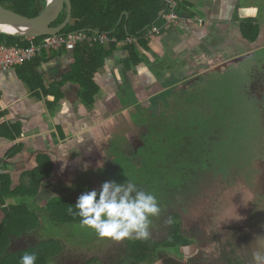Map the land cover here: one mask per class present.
<instances>
[{
    "label": "trees",
    "instance_id": "trees-1",
    "mask_svg": "<svg viewBox=\"0 0 264 264\" xmlns=\"http://www.w3.org/2000/svg\"><path fill=\"white\" fill-rule=\"evenodd\" d=\"M70 1L71 17L62 32L85 30L88 35L106 32L109 40L104 43L98 40L96 42L83 40L77 42L71 50L43 46L33 58L14 68L20 70L21 77L28 83L33 94L42 99L49 94L55 95V101L46 102L48 108L53 107L57 102V96L60 95L57 91H60L64 84L75 82L81 89L80 102L88 109L94 107L95 98L100 91L94 74L103 66L105 58L115 49L127 51L126 69L134 70L136 64L144 63L157 70L161 79L145 87L142 91L145 95L123 91L125 98L118 93L112 99L110 109L116 111L130 104L139 111L138 113L145 114V119H141V122L148 126L145 143L143 142L138 152L139 158L136 154L130 155L131 157L127 160L130 162L125 167L129 168L130 176H122L124 181L142 183L148 188L147 191L160 197L158 196L160 193H169V190L177 191V186L183 178L192 177L194 172H199V170L214 172L229 180L235 174L244 173L246 169H248L246 173L248 177H254L259 169H264L262 163H260L262 166L260 164L255 166L254 159L243 162L249 152V135H252L249 128L251 129L252 125L256 124L255 116L258 119L261 116L262 119L258 101L250 95L251 78L248 80L240 78V73H245L247 69L245 64L230 63L227 67H221L219 71L206 70L201 74L194 71L191 76L198 75L197 79L187 81L182 80L187 78L185 74L180 77L181 80H176V77L184 72L183 69L178 75L170 74L168 79L163 74V71L165 72L170 66L162 61L163 58L159 51L158 38L161 28L156 33L150 32V27L153 24L159 27L169 22L163 18V14L171 10L179 17H190L192 4L189 1L174 0L176 6L173 9L168 0ZM0 4L17 13L32 17L44 9L46 0H0ZM66 15L67 8L64 6L59 17L51 25L61 24ZM252 21L251 18H245L240 24L243 36L249 40H253L258 31V27L252 25ZM44 38L45 36L26 38L0 32V44L7 45L22 47L41 45ZM128 38H131V41H127ZM61 53L68 54L70 70L46 87L39 67L47 59ZM201 66L208 67L206 64ZM182 83L184 87L176 89ZM132 86L127 80L124 85L126 88L123 89L132 91ZM204 104L210 106V110L213 111L211 115H206L201 111L200 106ZM168 106L170 107L169 113L163 111ZM6 112L5 108L0 110V133L3 134L2 130L6 129L4 134L8 138L18 139L22 133L21 123L18 121L8 123L5 120ZM261 125L264 133V122ZM139 142L142 141L139 140ZM20 147L21 144L14 145L8 150L6 156L14 155ZM261 149L264 148L261 147ZM127 155V152H124L122 157L127 158ZM36 160L37 165L29 171H23L18 177L17 185L13 188H11L10 176L0 173V205H5L7 202V205L0 207V264H8L10 261L12 264H19L20 257L26 251H33L37 254L36 264H47L52 260L56 262L57 253L63 249V244L59 239L54 237L46 239L45 237L42 239H46V242L37 240L38 235L39 238L42 236L36 233L38 228L33 230L34 233L21 238H19L20 235L14 234L15 227L19 232L22 231V235L25 234L24 228L30 215L37 216L35 210L42 212V215H39L40 219L56 222L58 223L56 226L67 228L70 232L68 235L74 238L81 235L75 232L76 225L80 224V218L68 211L72 208L75 212L74 204L78 196L47 198L46 195H39L38 191L42 182L51 175L53 164L50 157L41 152L37 154ZM116 163V165L124 166L120 162ZM241 166L243 167L240 168ZM157 169L158 171L163 170L161 175ZM101 181L102 179L94 178L92 183L101 185ZM81 183L78 181L75 185L80 186ZM83 188L85 191L88 186L84 185ZM36 198H40L41 201L45 199L44 208H37L33 205L32 209H27L29 206L27 200ZM169 219L171 223H168ZM180 219L181 215L178 212L169 213L165 220L166 233L160 239H154L151 236L147 239H121L124 247H119L117 253L108 262H100L97 258L77 259L74 253L66 264H184L179 249L189 246L192 238L182 230ZM3 232L4 236L1 237ZM31 236L34 238L33 241L30 240ZM25 237L28 238L26 243L20 246L13 243L23 240L22 238L26 239ZM8 238L11 239L9 243ZM101 240L109 241V238L104 237ZM90 245L88 243L81 245L78 241L75 248L82 246L89 248ZM12 256L19 258L12 260ZM74 260L75 263H73Z\"/></svg>",
    "mask_w": 264,
    "mask_h": 264
},
{
    "label": "crops",
    "instance_id": "crops-1",
    "mask_svg": "<svg viewBox=\"0 0 264 264\" xmlns=\"http://www.w3.org/2000/svg\"><path fill=\"white\" fill-rule=\"evenodd\" d=\"M187 1L192 4L191 9L204 20L203 25L182 21L187 18L181 16L178 23L166 22L159 26L161 60L170 66L165 71L166 78L173 73L178 75L182 69L190 77L193 69L197 68L189 64V61L192 62L191 57L197 51L206 49L216 52L217 59H206L211 64H227L226 67L230 63L245 64V73H240L242 79L250 77L252 80L255 68L257 71L262 68L264 72V12L258 0L250 3L246 0ZM249 9H254V13H247ZM245 18H251L252 25L258 27L253 40L242 34L240 24ZM205 25L208 29L204 32L201 28ZM127 58V51L117 48L105 58L103 66L94 74L100 91L92 109L80 102L81 89L75 82L64 84L57 91V94L60 93L57 102L48 108L46 102L55 101V95L49 94L42 99L33 94L18 68L0 70V110L6 109L5 120L8 123L18 121L22 126L21 137L15 140L4 134L6 129L2 130L3 134L0 133V173L10 176L11 188L17 185L23 171H29L37 165L36 157L41 152L50 157L53 167L51 175L42 182L39 195H46L47 198L74 197V192L83 191L84 188L73 183L74 178L77 175H90L91 169L97 167L90 154L106 139H102L99 128L103 127L105 132H112L115 128L114 118L118 114L115 115V110L110 107L112 99L123 91V81L131 80L129 84L136 85L134 92L139 94L145 80H153L154 74L158 76L156 69L144 63L136 64L134 70L126 69ZM69 70L70 58L65 53L47 59L39 67L46 87ZM17 144H21L20 150L6 156L8 150ZM44 200L32 204L43 208L41 202Z\"/></svg>",
    "mask_w": 264,
    "mask_h": 264
},
{
    "label": "rangeland",
    "instance_id": "rangeland-1",
    "mask_svg": "<svg viewBox=\"0 0 264 264\" xmlns=\"http://www.w3.org/2000/svg\"><path fill=\"white\" fill-rule=\"evenodd\" d=\"M246 1L250 3L252 0ZM258 1L263 7L264 12V0ZM253 3L257 2L254 1ZM246 12L253 14L254 9H249ZM195 19L196 18H194L192 22H195ZM172 64L177 65V63ZM259 70L260 71H257L255 68V73L254 75L252 74V78H255L257 72H261L262 68H259ZM163 74L166 75V72L163 71ZM123 82L125 83V80ZM133 86L134 88H137L136 85ZM134 88L132 87V91H129L128 89H123V91H127V93L134 92ZM123 91L120 92L119 95L125 98L126 96ZM141 93L142 95H145L143 92ZM200 108L206 115H211L213 112L207 104L200 106ZM163 111L169 113L170 107L168 106L167 108H164ZM249 116H251L250 113ZM140 119H145L144 113L140 115ZM254 120L256 124L252 125L251 129L249 128V132L252 134L249 135V152L246 154V157L244 158L245 161L243 162H247V160L250 159L253 160L256 157H261V154L264 156V149H261L264 144L261 116L260 119L255 116ZM137 126L138 130L141 128L148 129V126L143 122H140ZM117 136H119V134ZM143 138L145 139V136H143ZM143 138L142 140H144ZM114 139L115 137H112L109 141L113 143ZM100 144L103 145V142H100ZM120 149L121 143L120 148L118 144H114L111 146L109 152L113 153L115 162H120L124 165L119 166L122 168V170H120L122 173L120 172L119 174L120 179H122V176H130L128 168L125 167V165H129L130 161H127L129 155L127 158L122 157ZM93 151L94 153L98 151V145ZM109 152H105L107 157H111ZM96 153L98 156L101 154L100 151ZM86 160H88V158ZM255 161V166L261 163L259 160ZM108 164L106 162L104 163V161H99V173L92 168L90 175L84 177L78 175L75 176L74 184L81 181L82 183L80 186L82 188L84 185L88 186V189L85 191L93 188L98 189L100 185L92 183L95 178L92 174H102L103 170L109 166ZM260 165L262 166V164ZM112 169H114V167L111 166H109V169H105L107 178H110L113 175L110 174L113 172ZM247 170L248 169H246L244 173L233 175L229 180L214 172L199 170V172H194L192 177L186 176L183 178V181L177 186V191L169 190V193H160L158 195L160 197H156L161 211L158 216L150 218L151 224L149 226V236L154 239L162 238L167 230L165 223L167 216L171 212H178L181 215L180 224L182 230L187 232L192 238V243L189 246L181 247L179 249L181 256H183L182 262L184 264H252L253 251L264 248V244L260 243L263 239H258L257 237H259V235H255L256 232L250 233L252 229L247 227V224L254 221V228L256 230V224L264 228V205L261 204L262 200H264V192H262L264 189V169H259L254 177H248L246 175ZM136 184L142 190L147 191L148 188L144 187L142 183ZM85 191L74 192L73 196H79ZM38 200L40 199L36 198L27 200L30 206H27V209H32V203L37 202ZM41 206H45V202H41ZM34 212H36L37 216H34L33 214L30 215V218L28 219L29 221L24 228L25 234L22 235V231L19 232V230H16L18 229L16 227L14 234L16 236L20 235L19 238H21L25 235L34 233L35 231L33 230L38 228L39 230L36 233L41 234L42 236L39 238L38 235L39 239L37 238V240L41 241L43 240L42 238L45 237H47L46 239L51 237L59 239L63 244L64 251L62 249L57 253L56 262L58 264H66L69 262L74 253L77 255V259L84 258V260H93V258H97L100 262H108L109 259L117 253L119 247H124V242L122 240H112V238H109V241H102V237H99L94 230L82 226L81 223L76 225L77 229L75 230L76 233H81V235H79L78 238H74L71 235H68L70 232L64 226L58 227L56 226L58 225L56 222H48L45 219H40L39 215H42L41 211L35 210ZM3 236L4 232L1 233V237ZM22 239L23 240H18L13 243L20 246L26 243L28 238ZM33 239L34 238L31 236L30 240L33 241ZM10 240L11 239H9L8 243ZM78 241H80L81 245L85 243L91 245L89 248L86 246H82L83 248H75V246L78 245ZM18 258L19 257L12 256L11 259L15 260ZM56 262L55 260H52L47 264H56ZM73 263H75V260ZM8 264H12V262L10 261Z\"/></svg>",
    "mask_w": 264,
    "mask_h": 264
},
{
    "label": "clouds",
    "instance_id": "clouds-1",
    "mask_svg": "<svg viewBox=\"0 0 264 264\" xmlns=\"http://www.w3.org/2000/svg\"><path fill=\"white\" fill-rule=\"evenodd\" d=\"M188 18V17H187ZM68 211L80 218L82 226L93 229L99 237L121 240L147 239L151 217L160 214L157 197L136 183L106 180L98 189L82 192ZM171 219L168 223H171ZM264 239V237H257ZM35 252H24L19 264H36ZM252 264H264V248L253 251Z\"/></svg>",
    "mask_w": 264,
    "mask_h": 264
},
{
    "label": "flooded vegetation",
    "instance_id": "flooded-vegetation-1",
    "mask_svg": "<svg viewBox=\"0 0 264 264\" xmlns=\"http://www.w3.org/2000/svg\"><path fill=\"white\" fill-rule=\"evenodd\" d=\"M190 14L191 16L188 17L186 20H182V21H188V22H191L192 23V20L194 18L195 19V22H193V24H198V25H201L203 23V19L198 16V14L192 10L190 8ZM179 21V20H178ZM178 21H175V23H178ZM203 25V24H202ZM201 25V26H202ZM204 32L208 29V26H203L201 28ZM61 33H64L62 31L56 33V34H61ZM55 34V35H56ZM50 35H53V34H50ZM43 36H48V35H43ZM215 51H211V50H201V51H197V53H195L192 57H191V60L192 62L189 61V64L192 66H196L197 68L196 69H193L194 71H196L197 73L201 74L203 73L204 71L206 70H212V71H219L221 67H223L221 65V63H215V64H211L209 63L208 61H206V59H213L215 58ZM217 59V57L215 58ZM202 64H206L208 65L207 68L201 66ZM221 65V66H220ZM227 65V64H226ZM224 65V66H226ZM200 69V70H198ZM181 73V72H180ZM263 69L261 70V72H257L255 78H253L250 82V86H249V90L251 91V97L253 99H257L258 101V105L261 109V112H262V123L264 122V74H263ZM185 73L182 72V74L178 75L176 77V80H181L180 77L182 75H184ZM187 75V74H185ZM197 76L198 75H195V76H190V77H187V78H183L182 80H194V79H197ZM153 80H148L144 82V84L141 86V91H143V89L145 87H149L151 86L152 84L156 83L157 80H160L161 78L159 76H157L156 74L153 75ZM190 78V79H189ZM250 78V77H249ZM248 78V79H249ZM246 79V80H248ZM169 80H171V78H169ZM131 81V80H129ZM179 86H184V84H180ZM134 88V86H132ZM139 111H137V109L132 106V105H125L123 107V109H116L115 111V115L116 117L114 118V121H115V128L112 132H105L103 127L99 128L101 129V137L102 139L103 138H106L104 140V143L103 145H101L99 143V146H98V151L96 152H99L102 154H100L99 156L97 155V153L91 151V159L93 160V162L96 163V168H94V171H97L99 173V168H100V165H99V161H104V163L106 162L109 166L111 167H114L113 172H111L110 174L112 175L110 178H107V174H106V171L105 169L107 170V168L109 169V166L107 168H105L103 170V173L102 174H97V173H94L93 176H95V179H102L101 183L106 181V180H117L119 182H123L124 180L123 179H120V176H119V172H121L120 170H122L121 167H119V165H116L117 163L114 161V155L112 152H109L110 148L112 145L114 144H118L119 148H120V143H121V149L120 151H124V152H127V155L129 158L131 157L130 155H136L137 154V157H138V152L140 150V148L142 147L143 145V142L145 143V139L143 138V136L146 135V128H141L140 130L137 129V125L140 124L141 122V119H140V115L142 113H138ZM154 126V125H153ZM264 127V125H263ZM121 131V132H120ZM119 134V136H117ZM112 137H115V139L113 140V143H111L109 141L110 138ZM142 138L144 139V141L142 140ZM139 140H141L142 142H139ZM107 147V148H106ZM264 148V144L262 146ZM109 152V155L111 157H107L105 152ZM124 152H120L122 155L124 154ZM140 155H141V152H140ZM139 158V157H138ZM109 162H108V161ZM255 160H259L262 164L264 163V158L263 156L261 157H256L254 159ZM114 161V162H113ZM129 170V168H128ZM158 171V169H157ZM129 172V171H128ZM160 175H161V172H163L162 169H160ZM97 175V176H96ZM100 177V178H99ZM262 192H264V189L262 190ZM262 205H264V200H262ZM255 226V223L254 221L250 222L247 224V227H249L250 229H252V232H256L255 235H259V237H264V228L260 227L259 225L256 224V227H257V230L254 228ZM260 243H263L264 244V239L262 240V242Z\"/></svg>",
    "mask_w": 264,
    "mask_h": 264
},
{
    "label": "built area",
    "instance_id": "built-area-1",
    "mask_svg": "<svg viewBox=\"0 0 264 264\" xmlns=\"http://www.w3.org/2000/svg\"><path fill=\"white\" fill-rule=\"evenodd\" d=\"M171 9L175 8L176 2L174 0H168ZM163 18L169 22H175L180 20L178 14L171 10L169 13L163 14ZM150 32L158 33L160 27L152 25L150 27ZM87 40L89 42H96L97 40L104 43L108 41V36L106 32H101L95 35H88L85 30L66 32L61 34L48 35L44 38L41 45H31L29 47H22L19 45H7L4 43L0 44V70L7 71L15 66H20L26 61L30 60L36 55V52L40 50L41 47L47 48H66L71 50L77 42ZM115 40V38H111ZM127 41H131L128 38Z\"/></svg>",
    "mask_w": 264,
    "mask_h": 264
},
{
    "label": "water",
    "instance_id": "water-1",
    "mask_svg": "<svg viewBox=\"0 0 264 264\" xmlns=\"http://www.w3.org/2000/svg\"><path fill=\"white\" fill-rule=\"evenodd\" d=\"M64 6L67 8L65 20L57 25L51 24L59 17ZM72 5L70 0H46L44 9L37 15L29 17L17 13L0 4V32L26 38L56 34L65 28L71 17ZM3 26L10 28L6 30ZM184 86H177L176 89Z\"/></svg>",
    "mask_w": 264,
    "mask_h": 264
},
{
    "label": "bare ground",
    "instance_id": "bare-ground-1",
    "mask_svg": "<svg viewBox=\"0 0 264 264\" xmlns=\"http://www.w3.org/2000/svg\"><path fill=\"white\" fill-rule=\"evenodd\" d=\"M3 28L6 29V30H9V29H10V28H8L7 26H3Z\"/></svg>",
    "mask_w": 264,
    "mask_h": 264
}]
</instances>
